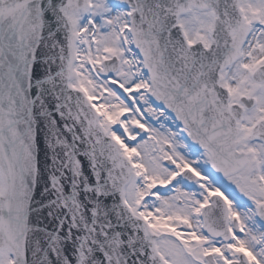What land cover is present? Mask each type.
<instances>
[{
    "label": "snow or ice",
    "instance_id": "snow-or-ice-1",
    "mask_svg": "<svg viewBox=\"0 0 264 264\" xmlns=\"http://www.w3.org/2000/svg\"><path fill=\"white\" fill-rule=\"evenodd\" d=\"M0 264H264V0H0Z\"/></svg>",
    "mask_w": 264,
    "mask_h": 264
},
{
    "label": "water",
    "instance_id": "water-1",
    "mask_svg": "<svg viewBox=\"0 0 264 264\" xmlns=\"http://www.w3.org/2000/svg\"><path fill=\"white\" fill-rule=\"evenodd\" d=\"M41 149L43 150L44 148V143L43 140L41 139V145H40ZM41 159L43 160V151H41Z\"/></svg>",
    "mask_w": 264,
    "mask_h": 264
}]
</instances>
